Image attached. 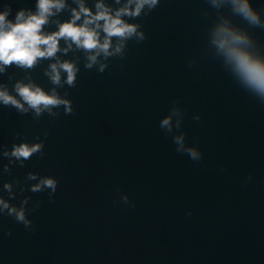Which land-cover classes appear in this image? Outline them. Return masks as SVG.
I'll return each instance as SVG.
<instances>
[{
	"label": "water",
	"instance_id": "obj_1",
	"mask_svg": "<svg viewBox=\"0 0 264 264\" xmlns=\"http://www.w3.org/2000/svg\"><path fill=\"white\" fill-rule=\"evenodd\" d=\"M4 3L14 17L35 0ZM223 18L232 19L226 5L217 11L206 0H161L147 17L129 21L143 25L146 40L129 41L125 58H112L103 74L86 70L75 46L58 54L80 67L76 87L58 89L69 93L73 115L60 108L57 118L43 114L37 122L0 106V144L11 149L48 133L44 157L12 167L0 189L15 179L26 188L42 176L59 181L52 202L47 191L25 192L30 209L40 202L28 216L34 231L0 215V264H264V104L212 57L208 33ZM254 34L264 44V30ZM54 62L11 66L0 83L10 94L30 81L50 92L45 71ZM169 116L171 131L160 127ZM177 136L198 147L202 160L177 153ZM5 164L0 158V172ZM29 171L41 177L25 183Z\"/></svg>",
	"mask_w": 264,
	"mask_h": 264
},
{
	"label": "clouds",
	"instance_id": "obj_2",
	"mask_svg": "<svg viewBox=\"0 0 264 264\" xmlns=\"http://www.w3.org/2000/svg\"><path fill=\"white\" fill-rule=\"evenodd\" d=\"M161 0H35L33 8H21L12 17L11 4L4 3L0 10V75L15 66L24 70H34L42 60H54L49 64L45 75L54 86L50 92L33 82H17L10 94L7 86L0 83V106L13 108L21 115L32 114L34 121H39L43 114L57 118V109L63 108L65 115H73L74 109L68 92L63 96L58 89L75 88L80 67L77 61L61 60L58 54L67 56L73 50L82 51L85 55L83 64L86 70L95 69L103 74L109 68L112 58L123 60L126 56L129 41L142 43L146 40L141 23H130L150 15ZM212 9L219 10L223 5L230 9L232 19L223 18L222 22L212 28L208 35L209 43L215 52L212 57L222 58L223 67L230 70L237 84L248 94L264 104V57L260 55L262 44L255 36L254 30H264V7H254V0H206ZM145 9H147L145 11ZM67 12L68 17L61 22L58 17ZM205 16L209 13L205 12ZM11 17V18H10ZM239 19V23L236 22ZM55 25V30L46 31L49 24ZM115 41V43H114ZM61 42L65 45L61 47ZM189 67L192 65L189 64ZM63 73V76H62ZM173 115H179L173 110ZM196 121L200 120L195 116ZM180 122L177 121V127ZM161 128L171 131V116L162 120ZM19 137V133L16 134ZM39 136V142L13 143L11 149L0 144V158L7 159L0 176L12 174V167H25V162L33 156L42 159L45 155V143L48 133ZM178 147L177 153L187 154L193 161L199 162L203 156L198 147L185 146L184 137L177 136L173 141ZM223 171V169H221ZM39 173L29 171L25 183L36 181ZM252 177L249 175L248 180ZM19 192L13 195V186ZM59 181L53 176H42L38 183L29 187L21 186L18 179L4 182L0 191L7 192L8 198L0 195V215L12 217L16 223L22 224L26 230H33V223L28 216L35 212L40 202L36 201L30 209L33 194L48 192L49 202L57 191ZM23 197L19 204L11 201ZM125 205L135 207L127 195L121 197ZM191 216L192 213L188 212ZM8 235H11L9 232Z\"/></svg>",
	"mask_w": 264,
	"mask_h": 264
}]
</instances>
